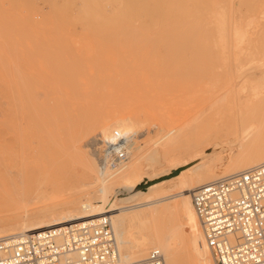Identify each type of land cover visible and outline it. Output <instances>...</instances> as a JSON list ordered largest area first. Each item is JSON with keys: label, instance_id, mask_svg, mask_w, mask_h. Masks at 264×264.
<instances>
[{"label": "rangeland", "instance_id": "1", "mask_svg": "<svg viewBox=\"0 0 264 264\" xmlns=\"http://www.w3.org/2000/svg\"><path fill=\"white\" fill-rule=\"evenodd\" d=\"M239 31L244 37L236 39ZM261 57L264 0H0V204L16 190H41L47 198L37 202L40 207L75 197L67 188L87 184L85 165L98 159L103 140L116 129L135 134L129 159L140 161L144 172L151 171L150 161L155 167L177 165L189 144L160 163L147 159L145 147L173 125L190 129L195 138L205 118L249 96V88L240 89L258 62L256 72L264 75ZM13 92L29 94L37 104L50 100L52 107L47 114L39 105L32 113L13 114L5 102ZM61 93L77 97L69 98L73 109L64 116ZM84 102L93 119L102 121L83 124V135L72 136L70 125L79 120L78 106L87 108ZM145 233L132 232L130 246Z\"/></svg>", "mask_w": 264, "mask_h": 264}, {"label": "bare ground", "instance_id": "2", "mask_svg": "<svg viewBox=\"0 0 264 264\" xmlns=\"http://www.w3.org/2000/svg\"><path fill=\"white\" fill-rule=\"evenodd\" d=\"M185 30L187 31V29ZM234 37L236 39L241 38L244 37V34L239 31ZM244 50H248V48L239 47L237 51L243 52ZM252 57L254 56H251V58ZM261 59H263V57H261ZM263 60L262 62L260 61V63L263 64ZM251 62H253V60ZM258 64L259 62L256 65L253 64L254 67L250 68L251 72L249 71V78L244 82L246 85L243 84L244 86L241 89L239 88L242 91L243 89L249 88V96L245 98L239 97L238 100L236 99L237 101H233L226 105L223 104L221 110L205 118L206 121L204 120L203 125L200 126L195 138L189 137L190 132L188 131L190 129L188 130V128L182 126L176 128V125L172 128L173 125L166 130L165 133L160 134L161 136L159 138L153 140L151 145L145 147L147 159L160 163L162 160H166L173 152L184 148L183 146L185 144H189L187 154L183 157V161H180L175 166L169 165L168 167H166V164H163L161 167H155L150 161L149 166L151 168L149 170L151 171L144 172L142 165L139 163L140 161L132 160L131 158L128 160V162L133 161L130 168H128L129 164L127 162L124 169L118 173L104 174L103 170L100 168L99 159L93 160L85 165L86 172L84 173V179L86 181L85 184H87L80 190L67 188V190H70V195H78L66 198V200L57 204L44 207L39 206V201L46 200L47 198L42 196L43 192L41 190H29L28 192L16 190L14 194L10 196L8 203L0 204V237L22 232H31L50 226L107 214L110 215L111 218L121 260L124 259L125 261L122 260V262L126 264L145 258L153 248H159L162 251L165 256L166 264H216L214 257L212 259L209 253L211 249L207 245L201 220L193 206L192 193L193 190L200 185L226 179L264 164V75H258V72H256ZM18 79L20 80V78ZM67 81L69 82L68 79ZM65 82H63V85ZM11 85L14 86L13 83ZM115 88L117 89V87ZM240 93L241 91L239 94ZM34 94H32V96H34ZM61 95L62 97H66L65 93V96H63L62 93ZM69 95L71 96H69L71 100L77 98L74 93L73 95L75 97L72 96V94ZM90 97L88 99H91ZM93 97L94 96H92V98ZM69 98H63L66 100V103H68L67 105L64 100H61L63 104L65 103V107L61 108L62 115L64 113L68 114L71 112L70 109H73L71 108L72 106L69 107L71 104ZM79 98L81 99V97ZM80 99L76 100L80 101ZM88 99L85 98L86 101ZM104 100H102V103H105L106 100ZM5 102L9 112L13 114L20 111H29L32 113V111L37 109L38 105L41 106L42 113L45 112V114H47V111L52 107L50 100H41L37 104L38 101L35 100V97H31L29 94L26 96L25 94L23 95L16 92L6 95ZM92 103L93 102L90 104L93 107ZM75 104L76 103H74V105ZM90 104L87 105L90 106ZM99 104L96 105V109L99 107ZM78 107L80 109L78 108L76 110L81 112L78 111L80 115L79 120L75 118L77 120L76 123H71L72 120H69L71 123V125L69 124L71 128H69L71 129L72 136L83 135V132L78 129L81 125L90 124L94 120L99 122L102 121L101 117L93 119L94 115H92L91 112L95 106L92 110L91 107H87L88 110L90 109L91 111H87V108L83 111L82 108L84 107L80 105ZM38 108L40 109V107ZM73 111H75V109ZM48 114H50V112H48ZM30 115L29 113L27 116ZM73 116H75V113ZM31 117L33 118V115H31ZM38 117L37 120L40 119L39 115ZM19 118L21 119V117ZM49 119L52 121L51 118ZM70 119H72V117ZM7 121L9 122V120ZM40 121L42 120L40 119ZM51 121L49 122L51 123ZM62 121L63 119L60 123H62ZM130 121L132 120L130 119ZM135 121L137 120L135 119ZM138 122H141V120ZM4 123L6 122L4 121ZM41 124L43 125L42 122ZM52 125L57 126V124ZM135 125H137L136 122ZM45 130H47V128L44 129V132H46ZM66 130H68V128ZM160 131H164V128L161 127ZM146 132H149V130ZM92 137L89 136V138ZM95 138L97 139L98 137L92 138V141H94ZM141 146L143 148L142 143ZM221 150L226 151V155L221 154ZM80 159H82V157ZM23 169L25 168L23 167ZM22 173L24 172L22 171ZM9 174H6V176ZM96 201L99 203H95ZM37 202H39V204H37ZM34 207L38 208L32 210ZM104 207L108 208L106 210L102 209ZM182 227H184V231L181 230ZM140 229H144L146 233L143 238L138 237L141 240L139 243L130 246L128 243L130 234L134 231L136 233V231Z\"/></svg>", "mask_w": 264, "mask_h": 264}, {"label": "built area", "instance_id": "3", "mask_svg": "<svg viewBox=\"0 0 264 264\" xmlns=\"http://www.w3.org/2000/svg\"><path fill=\"white\" fill-rule=\"evenodd\" d=\"M134 133L114 130L98 153L104 174L123 170ZM192 202L216 264H264V164L200 185ZM0 264H126L110 215L0 237ZM130 264H166L159 248Z\"/></svg>", "mask_w": 264, "mask_h": 264}]
</instances>
